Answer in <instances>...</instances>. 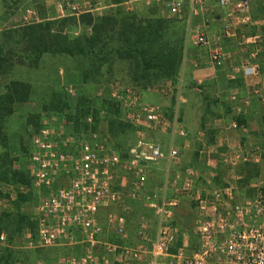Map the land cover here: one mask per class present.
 I'll return each instance as SVG.
<instances>
[{
    "label": "built area",
    "instance_id": "1",
    "mask_svg": "<svg viewBox=\"0 0 264 264\" xmlns=\"http://www.w3.org/2000/svg\"><path fill=\"white\" fill-rule=\"evenodd\" d=\"M212 2L223 9L225 18H235L239 25L251 20L252 0H166V8L168 16L178 20L184 18L187 8L186 18L190 19L205 12ZM84 7L80 10L68 0L56 3L57 10L73 14L91 10L88 2ZM204 28L194 29V44L207 49L212 66L224 65L231 54L221 46V35ZM232 35L230 23L225 22L222 36ZM263 40L255 33L241 43L261 44ZM253 58L250 55L239 60L237 68L244 75L260 73ZM107 87L106 101L124 112L116 118L143 131L168 130L172 140L165 147L136 130L135 141L122 158L95 129L105 109H89L82 118L85 129L81 134L67 130V124L73 123L66 115H56L61 118L57 127L41 125L28 144L30 184L39 196L32 214L34 233H25L23 247L43 250L79 246V253L66 254L62 264H264V184L253 178L250 196L242 198L238 191L241 175L235 168L249 159H225L223 184L198 187L202 175L190 168H177L182 151L174 138L187 135L178 117L168 119L159 105L143 102L135 85L112 81ZM66 93L75 95L76 88L68 85ZM160 161L166 162L162 178L148 187L149 169ZM121 168L127 180L125 190L117 180ZM210 176L207 184L216 174L211 172ZM54 183L59 185L53 187ZM125 196L140 201L150 212V216L138 218L132 244L126 242L130 206L124 203ZM183 205L193 212L189 229L181 228L175 220L176 210ZM109 206H119L122 211L108 219L119 239L117 244L100 238L98 213ZM6 238L0 232V244Z\"/></svg>",
    "mask_w": 264,
    "mask_h": 264
},
{
    "label": "crops",
    "instance_id": "2",
    "mask_svg": "<svg viewBox=\"0 0 264 264\" xmlns=\"http://www.w3.org/2000/svg\"><path fill=\"white\" fill-rule=\"evenodd\" d=\"M157 2L156 0H149L147 4H149L148 6H155ZM257 2H260V0ZM124 4H127L126 0L119 5L123 7ZM213 5L216 4L212 2L205 12L190 19L186 18L188 9L185 8L184 18L179 21L185 24L182 27L185 42L188 39H194V29L201 26L205 27L204 29L208 33L221 35V46L231 54L224 65L212 66L207 60L183 58L177 83L170 79H162L155 83L135 86L138 87L144 101L151 102L159 99L156 95H160L159 100H163V104L169 106L168 112H163L164 115L168 119L176 115L182 123L181 125L187 133L186 137L177 136L174 138V143L183 153L182 162L183 159H191V156H193L194 159H201L206 168L210 169H216V167L224 165L225 159H249L248 162L242 164L262 166L264 163V40L261 44L252 42L242 44L241 42L243 38L252 36L255 33H259L264 39V6L260 5L261 14L255 16L251 12V20L248 24L239 25L235 18H225L224 12L214 13ZM123 9L133 11L132 6L130 10L126 7H123ZM220 9L222 11V8ZM165 11L166 14L164 13L163 16L168 17L167 8ZM133 12L139 16H158L157 11L151 8L149 11H145L143 15H140L137 11ZM225 22L230 23L233 31L231 37L222 36V27ZM247 25L251 26L252 29H246ZM254 28L256 30H253ZM236 54L243 55L240 57L241 59L250 55L254 56L252 61L260 66V73L257 76L244 75L237 68L240 58L236 59ZM175 84H178L176 92H174ZM146 133L161 142L165 147L173 138L168 130H158L150 132L151 134L146 130ZM165 166V161H160L151 166L147 178L148 187L161 180ZM188 168L202 175L201 179L205 176V173L203 174L197 167L192 166L184 169ZM120 171H122V174L118 173L119 178L117 180L122 185V190H125L127 186L126 176L123 169H120ZM122 199L124 203L130 206V212L127 214L129 238L126 242L132 244L138 218L141 215L150 216V212L140 201L131 200L126 196ZM181 207L176 210L175 220L178 217L177 214L180 217L179 210H181ZM103 209L109 211L105 219H101L99 215ZM100 211L98 213V221L102 228L100 238L103 241L117 244L119 239L113 227L109 225L108 219L110 215L121 214L120 207L109 206L100 209ZM185 211L188 212L186 213L189 216H193V213L190 215L189 209ZM56 248H64L70 251L69 248L72 247L61 246L39 250L42 252L33 253L36 254L34 257L37 256L36 264H55ZM10 252L9 261L15 251L12 248ZM32 252L36 251L33 250ZM108 260L111 263L113 261L112 256L108 257Z\"/></svg>",
    "mask_w": 264,
    "mask_h": 264
},
{
    "label": "trees",
    "instance_id": "3",
    "mask_svg": "<svg viewBox=\"0 0 264 264\" xmlns=\"http://www.w3.org/2000/svg\"><path fill=\"white\" fill-rule=\"evenodd\" d=\"M122 1L111 0V4L116 5L117 9L102 15H94L90 11L81 13L77 22L88 27L89 32L83 31L73 37L63 30L65 24L63 19L29 23L20 28L4 30L0 33V81L12 70L14 63L36 65L44 54L63 53L89 56L84 70L86 79L100 74L104 65L110 64V60L116 58L119 62L117 68L124 67L126 76L133 85L142 86L162 79H170L177 83L184 52L182 31L174 40H169L167 35L170 19L161 15L157 17L139 16L133 11H125L119 5ZM15 49L18 50L16 53ZM107 68L110 69V67ZM31 93L32 86L26 81L11 79L0 85V181L6 183L31 186L28 169L13 167V158L7 150L6 131V120L15 112L16 104L28 100ZM50 101L51 109L56 112L53 113L57 114L67 110L68 113L65 114L67 119L72 120L73 125L80 127L82 131L85 129L82 118L90 108H93L91 104L82 101L71 110L64 94L57 92L52 94ZM103 105L100 106L105 108L106 113L103 118L98 119L95 129L99 131V124L105 120L108 122V132L111 137L109 140L116 135L120 137L125 124L115 116L116 113L118 115V108L111 106L107 101ZM35 117L33 114L29 115V122H32ZM25 151L28 153V145ZM260 169V165L256 164L237 166L236 171L241 175L238 181V191L242 198L252 194L253 190L249 186L250 180L260 176L258 172ZM58 185L59 183H54L53 187ZM27 198V193L19 192L14 201L16 210L2 213L3 215L0 216V232L5 228L9 231L7 232L9 244L12 243L13 235H20L24 228L34 233V221H30L29 216L20 211L21 203ZM177 216L176 223L181 228L191 227L192 218L186 217L187 221L184 222L178 214ZM188 219L191 220L190 223ZM8 247L6 246L4 252L0 254V260H9L8 256L11 252Z\"/></svg>",
    "mask_w": 264,
    "mask_h": 264
},
{
    "label": "rangeland",
    "instance_id": "4",
    "mask_svg": "<svg viewBox=\"0 0 264 264\" xmlns=\"http://www.w3.org/2000/svg\"><path fill=\"white\" fill-rule=\"evenodd\" d=\"M57 1L59 0H0V33L6 29L20 28L23 25L29 23H37L46 20L57 21L62 19L65 20L63 30L72 37L81 34L83 31L89 32L88 27L77 22V18L82 12H80L79 14H73L69 11H59L56 9ZM68 1L79 5L81 8L80 10L84 9L85 2H88L90 4V12H92L94 15H102L117 9L116 5L111 4V0ZM126 1L127 4H124L123 7H126L128 8V10H130L132 6L133 11H137V13H139L140 15H143L145 11H149L150 8L157 11L158 15L163 16L166 14V0H160L159 2H157L158 0H156L157 3L155 6H148L149 4L146 3V0ZM256 1L258 0H253L252 2V12L255 16L257 14H261L260 5L264 6V0H260V2L257 3ZM213 11L214 13H218L223 12V9L221 11L219 7L213 5ZM166 18L170 19L171 22L167 38L169 40H174L177 37V34L182 31V27L185 24L172 16H166ZM72 19H74L75 22ZM245 28L248 30L252 29L249 25H247ZM17 51L18 50L15 49V53ZM183 55V58H189L190 60L201 59L208 61L207 49L194 44L193 38H191V40H186V42L184 41ZM241 56L243 55L236 54V59L240 58ZM88 57L89 56L78 54H44L39 59L36 65H20L14 63L12 66V70L1 78L0 85L11 79H18L21 81L29 82L32 86V93L29 99L24 102L17 103L15 106V112L6 120L8 140L7 150L13 158L14 168L29 169L28 166L30 164V159L29 154L25 151V148L29 143V139L32 133L35 132L37 127H40L45 123L52 127H57L59 124H61V118H56V115H65L66 113H68V111L65 110L64 112L55 114L56 112L51 109L52 106L50 104L52 94L56 92L63 93L66 101L69 104V107H71V110L72 108H76L77 104L82 103V101H85V103L88 102L89 104H91L90 106H93L94 109H105L100 105L106 103L105 97L108 94V83L118 80L122 83L123 86L132 85L126 76L124 67L121 66L117 68V64L119 62H117L116 58H112L109 62L110 64L104 65L100 74H95L93 77H87L86 79V76H84V70L87 66V61L89 59ZM121 64L123 65V63ZM107 67H110V69H108ZM68 85H73L76 88L75 95H68L66 93V88ZM175 86L174 92L177 91L178 84H175ZM159 96L160 95H156V97L160 99ZM159 99L153 100L154 102H150L144 101L142 97L143 102L157 104L161 107L163 112H168L169 106L163 104V100L160 101ZM31 114L35 115L36 117L32 122H29L28 117ZM123 114V110H119L118 115L122 116ZM103 117L104 116H102V118ZM105 122V120H102L101 124H99L100 134L103 137L107 138L108 141L114 145V147L121 154L122 158H125L128 147L135 141L136 130H140V127L128 124L126 125V123H124L125 126L123 125L122 128L123 134L120 135V137H117L116 135L111 140H109L111 137L108 132V122ZM67 130L73 134H81L83 132L80 127H75L73 124H67ZM140 131L144 132L146 136H150L146 133V131H143V129H141ZM149 134L151 133L149 132ZM150 137L153 138L152 136ZM178 166V168L182 170H184V168L186 167L194 166L197 167L203 174L205 173V178L203 177L202 179H200L199 183H197L198 187L200 188L204 186H221L223 184L222 178L226 173L225 165L216 167V169L213 170L210 168H206L201 159H194L193 156H191V159H183V162L181 160V163ZM260 167L261 169L258 171L260 173V176H258L257 178L261 181V183L264 184V163ZM118 171L119 174H122V171H120V169ZM211 172H214L216 176L215 178L212 177L211 184H207L205 181L206 179H209L211 177ZM31 187L32 186H26L20 183L10 184L4 181H0V190L2 191V194L0 195V216L3 215L2 213L16 210L14 201L16 200L17 194L21 192L27 193L28 198L21 203L20 211L24 215H28L29 220L31 221L33 210L39 196L37 191L33 187ZM31 189L33 190L29 193ZM187 209L189 208L185 205L181 207V210H179L180 219H182L184 222L187 221L186 217H190V219L192 217L187 214V211H185ZM108 212L109 211L105 209L101 210L99 213L101 219H105ZM189 212L190 215H192L193 212L190 209ZM190 219H188L189 223L191 222ZM5 229L1 232H4L7 237L9 231ZM28 231L31 230H29L28 228H24L20 235H13L12 243L9 244L6 238L5 243L0 244V254L4 252V248L6 246H11L10 249L13 248L15 251L13 252L14 255L12 256V258H10V261L0 260V264H36L37 256L34 257V255L42 251L36 250V252H32L33 250L23 247L25 233ZM75 247L78 248L79 246H74L71 249L69 248L70 251H67V249L64 248H56L57 250H55V264H62L63 256L67 254V252L79 253L80 248L76 249Z\"/></svg>",
    "mask_w": 264,
    "mask_h": 264
}]
</instances>
